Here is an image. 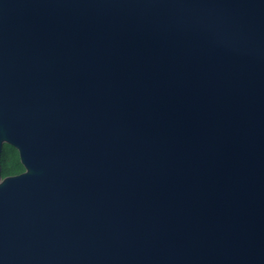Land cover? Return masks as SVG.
Masks as SVG:
<instances>
[{
	"label": "water",
	"instance_id": "obj_1",
	"mask_svg": "<svg viewBox=\"0 0 264 264\" xmlns=\"http://www.w3.org/2000/svg\"><path fill=\"white\" fill-rule=\"evenodd\" d=\"M0 264H264V0H0Z\"/></svg>",
	"mask_w": 264,
	"mask_h": 264
},
{
	"label": "trees",
	"instance_id": "obj_2",
	"mask_svg": "<svg viewBox=\"0 0 264 264\" xmlns=\"http://www.w3.org/2000/svg\"><path fill=\"white\" fill-rule=\"evenodd\" d=\"M1 175L11 176L22 170L16 151L8 145H4L0 157Z\"/></svg>",
	"mask_w": 264,
	"mask_h": 264
},
{
	"label": "flooded vegetation",
	"instance_id": "obj_3",
	"mask_svg": "<svg viewBox=\"0 0 264 264\" xmlns=\"http://www.w3.org/2000/svg\"><path fill=\"white\" fill-rule=\"evenodd\" d=\"M9 146V145H8ZM13 148V147H12ZM14 149V148H13ZM15 151H16V153H17V156H18V160H19V155H18V152H17V150L16 149H14ZM19 163H20V160H19ZM20 165H21V163H20ZM21 168H22V170L20 171V172H18V173H16V174H14V175H11V176H16V175H19V174H22L25 170H24V168H23V166L21 165Z\"/></svg>",
	"mask_w": 264,
	"mask_h": 264
}]
</instances>
